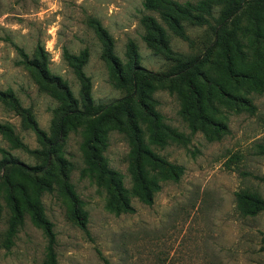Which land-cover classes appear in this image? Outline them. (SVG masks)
Instances as JSON below:
<instances>
[{
    "label": "rangeland",
    "instance_id": "obj_1",
    "mask_svg": "<svg viewBox=\"0 0 264 264\" xmlns=\"http://www.w3.org/2000/svg\"><path fill=\"white\" fill-rule=\"evenodd\" d=\"M143 0H0V90L10 89L21 107L26 108L38 127L49 133L55 123L57 102L50 95L49 83L39 75L37 49L46 53L48 70L66 80L78 97V82L63 57V51L77 54L87 49L84 73L91 83L95 104L117 99L124 91L114 87L108 64L100 57L101 43L93 22L104 27L113 41L115 55L126 62L125 44L130 39L137 47L136 64L151 72H165L172 61L153 53L143 42L139 19L143 14L156 17L143 8ZM184 2L186 0H176ZM194 1V0H189ZM188 39L167 31L171 56L188 59L204 51L210 42L207 25L184 23ZM15 46L22 49L32 64L20 63ZM214 56V53L211 57ZM211 60V58H209ZM203 63L200 71H204ZM203 73V72H202ZM236 76V75H235ZM229 78L234 91L228 106L221 105L217 120L225 129L217 139L207 140L201 130L191 131L181 115V95L168 89V79L154 81V108L163 122L185 137L182 142L151 144L153 151L179 164L183 172L177 181H163L149 205L130 197L131 213L114 215L104 207V193L82 175L80 129L69 130L61 138L59 153L69 163L68 182L87 212L85 234L70 218V203L57 182L50 191H41L45 216L55 233V253L59 264H264V211L241 216L234 209L233 193L247 187L264 198V157L254 144L264 143V86ZM184 92V86L180 87ZM245 100L249 106L245 105ZM243 104V105H242ZM0 123L10 126L23 146H14L0 134V149L18 161L34 165L40 161L42 146L22 117L0 100ZM125 135L109 130L103 155L107 165L131 182L125 161L128 150ZM0 151V160L2 158ZM231 155L240 156L229 160ZM8 165L0 163V264H39L45 238L24 214L22 224L5 249L9 210L5 204L2 175ZM243 171L244 174L239 172ZM60 182L55 162L48 167ZM32 173H29L31 175ZM45 176L42 173L37 177Z\"/></svg>",
    "mask_w": 264,
    "mask_h": 264
},
{
    "label": "trees",
    "instance_id": "obj_2",
    "mask_svg": "<svg viewBox=\"0 0 264 264\" xmlns=\"http://www.w3.org/2000/svg\"><path fill=\"white\" fill-rule=\"evenodd\" d=\"M142 6L153 11L156 17L141 15V38L153 53L171 59L167 71L151 72L139 67L135 62L137 47L130 39L125 44L126 62L122 63L114 53L111 36L95 21L93 29L101 43L100 57L108 64L112 85L124 91L121 97L104 104L93 102L90 79L83 70L88 56L86 48L77 54L63 51V57L79 85L78 97L73 95L66 80L48 70L46 53L42 47L37 49L39 75L49 83V93L57 102L58 116L48 134L38 127L29 111L21 107L10 89L0 90V100L22 117L42 146L40 161L34 165L22 163L0 149L5 154L0 163L8 165L2 175L5 204L9 210L1 243L3 248L8 249L12 245V237L22 224L24 214H28L30 222L42 231L45 238L43 258L39 264H59L55 253V233L40 200L41 191H50L53 182L59 184L70 203L73 223L88 234L87 212L68 182L69 163L59 153L61 138L69 130L80 129L82 175L104 193L106 211L114 215L131 213L130 197L149 205L161 182L177 181L183 172L181 165L168 161L150 147L151 144L162 146L168 141L179 143L185 137L164 123L163 116L154 108V81L168 79V89L181 95V115L191 131L201 130L209 141L219 138V133L225 129L216 115L221 105L228 106L234 96L232 93L237 91L228 82L229 78H240L239 84L248 80L252 90H260L264 86V0H143ZM184 23L207 25L211 35L204 51L188 59L171 56L167 35L170 31L174 36L188 39ZM15 49L21 57L20 63L32 64L33 60L28 59L21 48L15 46ZM203 63L208 65L200 71ZM181 86H184V92L180 90ZM241 100L249 106L247 100ZM112 129L122 132L129 146L125 161L130 189L124 186L121 173L107 165L103 155L108 132ZM0 134L14 146H23L10 126L0 123ZM254 151L264 157V143H255ZM230 158L237 160L240 156L231 155ZM52 162L56 164L60 182L54 174L47 173ZM39 173L45 176L37 177ZM239 173L244 174L243 171ZM255 178L264 183V175H256ZM233 199L234 209L241 216H254L264 211V198L247 187L234 191ZM99 257L103 264H108L105 257Z\"/></svg>",
    "mask_w": 264,
    "mask_h": 264
}]
</instances>
